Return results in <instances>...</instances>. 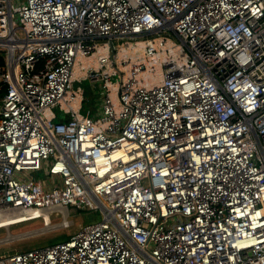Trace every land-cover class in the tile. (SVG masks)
I'll use <instances>...</instances> for the list:
<instances>
[{
    "label": "built area",
    "instance_id": "obj_1",
    "mask_svg": "<svg viewBox=\"0 0 264 264\" xmlns=\"http://www.w3.org/2000/svg\"><path fill=\"white\" fill-rule=\"evenodd\" d=\"M0 49V215L101 212L0 264H264V0H0Z\"/></svg>",
    "mask_w": 264,
    "mask_h": 264
},
{
    "label": "rangeland",
    "instance_id": "obj_2",
    "mask_svg": "<svg viewBox=\"0 0 264 264\" xmlns=\"http://www.w3.org/2000/svg\"><path fill=\"white\" fill-rule=\"evenodd\" d=\"M81 85L85 88L84 97L90 98L89 101L84 99V107H92L93 111H96L100 106V101L98 98L92 99L96 94L92 92V84L86 80ZM37 176L45 177L44 171L38 172ZM39 212L40 214L36 218H27V214L24 213L22 217L16 219H8L9 217L2 215L4 221L0 222V254L38 245H49L50 241L63 240L62 236L74 234L83 225L99 221L101 218L100 210L83 206L76 208L69 205L61 209H53L48 213L46 211ZM33 214L37 213L30 215Z\"/></svg>",
    "mask_w": 264,
    "mask_h": 264
},
{
    "label": "bare ground",
    "instance_id": "obj_3",
    "mask_svg": "<svg viewBox=\"0 0 264 264\" xmlns=\"http://www.w3.org/2000/svg\"><path fill=\"white\" fill-rule=\"evenodd\" d=\"M84 92H85V88H84ZM81 98L86 99L85 101H89V99H90V98H87L86 96L84 97L83 94H81ZM83 102H84V100H83V101L81 100V107H82L83 110L85 111V110H87V109H86V107H84ZM39 211H40V210L30 209V210H27V211H25V212H23V213H24V214H27V215H26L27 218H31V217H36L37 215H39V214H40ZM23 213H13V214H9V215H7L6 217H9L8 219H16V218H20V217H22V216H23ZM32 213H37V214L30 215V214H32ZM60 213H61V211H60ZM3 221H4V219H2V215H0V222H3Z\"/></svg>",
    "mask_w": 264,
    "mask_h": 264
},
{
    "label": "trees",
    "instance_id": "obj_4",
    "mask_svg": "<svg viewBox=\"0 0 264 264\" xmlns=\"http://www.w3.org/2000/svg\"><path fill=\"white\" fill-rule=\"evenodd\" d=\"M2 65H4V50L3 49H0V66H2ZM5 90H6V87H5V85L4 84H1L0 85V97L4 94V92H5ZM87 109V108H86ZM84 111V110H83ZM85 112H87V111H85ZM72 235V234H71ZM70 235H68V236H62V238H63V240L64 239H67L68 237H69ZM54 242H57V241H50L49 243L51 244V243H54ZM39 246V245H38ZM38 246H36V247H38ZM43 246V245H42ZM14 252V251H13Z\"/></svg>",
    "mask_w": 264,
    "mask_h": 264
},
{
    "label": "crops",
    "instance_id": "obj_5",
    "mask_svg": "<svg viewBox=\"0 0 264 264\" xmlns=\"http://www.w3.org/2000/svg\"><path fill=\"white\" fill-rule=\"evenodd\" d=\"M92 99L95 100V98H93V97H92ZM91 109H92L91 107L90 108H87L88 111H92Z\"/></svg>",
    "mask_w": 264,
    "mask_h": 264
}]
</instances>
